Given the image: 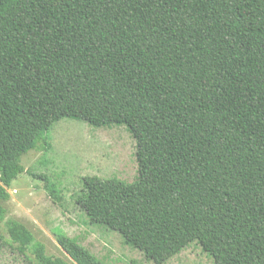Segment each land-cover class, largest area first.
Segmentation results:
<instances>
[{"label": "trees", "instance_id": "obj_1", "mask_svg": "<svg viewBox=\"0 0 264 264\" xmlns=\"http://www.w3.org/2000/svg\"><path fill=\"white\" fill-rule=\"evenodd\" d=\"M64 118L135 141L133 182L81 179L91 224L154 264L192 243L214 264H264V0H0V220L19 157ZM56 241L68 261L36 244L37 264H107Z\"/></svg>", "mask_w": 264, "mask_h": 264}, {"label": "rangeland", "instance_id": "obj_2", "mask_svg": "<svg viewBox=\"0 0 264 264\" xmlns=\"http://www.w3.org/2000/svg\"><path fill=\"white\" fill-rule=\"evenodd\" d=\"M135 141L125 127L93 128L84 122L61 119L53 124L48 138L21 154L22 169L6 187L8 200L2 203L0 220V264H37L33 246L42 245L45 254L68 261L56 241L62 232L76 240L107 264H154L124 244L117 232L91 224L75 204V195L86 176L116 178L133 182L137 176ZM45 175L60 189L59 200L45 189ZM22 224L32 235V244L20 250L7 233V222ZM164 264H214L197 243Z\"/></svg>", "mask_w": 264, "mask_h": 264}]
</instances>
